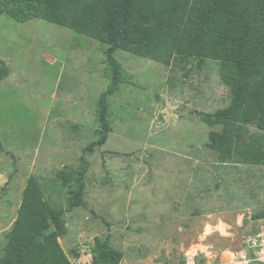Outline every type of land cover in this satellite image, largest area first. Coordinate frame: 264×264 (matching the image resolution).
I'll return each mask as SVG.
<instances>
[{"label":"rangeland","instance_id":"rangeland-1","mask_svg":"<svg viewBox=\"0 0 264 264\" xmlns=\"http://www.w3.org/2000/svg\"><path fill=\"white\" fill-rule=\"evenodd\" d=\"M109 48L0 14L10 68L0 81V218L16 215L35 175L52 210H65L60 242L75 264H93L97 236L123 251L121 264H233L231 251L264 222V165L222 163L209 145L222 126L202 113L232 99L219 61L165 65L117 51L127 81L109 98L106 134L98 101L111 83ZM61 170L74 172L68 186ZM13 223L0 221V259Z\"/></svg>","mask_w":264,"mask_h":264},{"label":"trees","instance_id":"trees-1","mask_svg":"<svg viewBox=\"0 0 264 264\" xmlns=\"http://www.w3.org/2000/svg\"><path fill=\"white\" fill-rule=\"evenodd\" d=\"M3 12L19 22L42 18L110 45L111 83L98 101L106 134L109 98L127 81L117 51L165 65L191 58L202 68L209 59L219 61L232 99L228 107L202 113L208 125L222 126L210 132L209 145L222 163L264 165V0H0ZM9 69L0 56V81ZM58 177L68 186L74 172L61 170ZM64 213L52 210L30 175L16 215L0 218L14 219L0 264H75L60 242L67 232ZM90 248L93 264L122 262L123 251L98 236Z\"/></svg>","mask_w":264,"mask_h":264},{"label":"built area","instance_id":"built-area-1","mask_svg":"<svg viewBox=\"0 0 264 264\" xmlns=\"http://www.w3.org/2000/svg\"><path fill=\"white\" fill-rule=\"evenodd\" d=\"M242 245L232 252L233 264H264V222L253 229L242 240ZM194 259L188 260V264Z\"/></svg>","mask_w":264,"mask_h":264}]
</instances>
